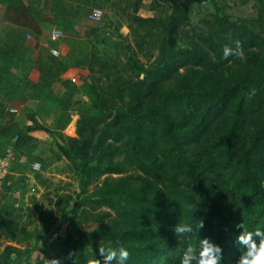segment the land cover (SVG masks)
I'll use <instances>...</instances> for the list:
<instances>
[{
  "label": "trees",
  "instance_id": "obj_1",
  "mask_svg": "<svg viewBox=\"0 0 264 264\" xmlns=\"http://www.w3.org/2000/svg\"><path fill=\"white\" fill-rule=\"evenodd\" d=\"M257 2L254 25L217 15L209 29L186 32V47H171L155 69L116 79L111 98L119 106L92 147L96 164L80 177L87 186L121 176L83 197L88 223H72L52 247L63 264H88L96 253L102 260L98 246L109 241L129 248L127 264H180L184 248H198L203 237L222 245L224 264H235L244 248L237 225L264 228V0ZM134 22L157 28L163 21ZM81 80L98 99L95 85ZM177 224L194 232L177 234ZM16 251L7 246L0 264H14Z\"/></svg>",
  "mask_w": 264,
  "mask_h": 264
},
{
  "label": "rangeland",
  "instance_id": "obj_2",
  "mask_svg": "<svg viewBox=\"0 0 264 264\" xmlns=\"http://www.w3.org/2000/svg\"><path fill=\"white\" fill-rule=\"evenodd\" d=\"M0 2L7 8L0 21V108L9 119L6 125L0 124V151L17 136L16 161L9 165L6 195L0 205V253L12 246L17 250L14 264H63L52 247L68 236L72 223H88L85 218L91 206L82 204L83 197L92 195L104 180L114 182L121 176L105 174L87 186L80 177L96 164L91 160L92 147L119 106L111 98L116 79L155 69L171 47H186V32L209 29L217 15L254 25L259 3ZM135 3L139 4L136 10ZM94 11L101 12L99 20L92 17ZM135 16L163 22L151 28L135 23ZM53 30L62 33L57 42L50 38ZM83 77L95 85L98 99L84 85ZM11 108L18 112L11 114ZM98 113L101 118L89 127L88 120ZM34 162L40 163V170L31 168Z\"/></svg>",
  "mask_w": 264,
  "mask_h": 264
},
{
  "label": "clouds",
  "instance_id": "obj_3",
  "mask_svg": "<svg viewBox=\"0 0 264 264\" xmlns=\"http://www.w3.org/2000/svg\"><path fill=\"white\" fill-rule=\"evenodd\" d=\"M231 51L230 48L225 47V56ZM203 227L204 222L202 221L200 229ZM237 227L242 230L235 240L237 245H243L244 248L239 247V256L235 264H264V228L257 227L254 230H247L242 223ZM174 231L177 234L193 233L194 227L191 224H177ZM98 254L102 260L96 253V258H90L88 264H109L111 261H115V264H127L130 251L119 241H109L105 246H98ZM194 259L197 264H224V249L219 243L214 244L208 237H203L200 238L198 248H193L191 245L184 248L180 256V264H192Z\"/></svg>",
  "mask_w": 264,
  "mask_h": 264
},
{
  "label": "built area",
  "instance_id": "obj_4",
  "mask_svg": "<svg viewBox=\"0 0 264 264\" xmlns=\"http://www.w3.org/2000/svg\"><path fill=\"white\" fill-rule=\"evenodd\" d=\"M92 17L95 20H99L101 17V12L94 11V13L92 14ZM61 36H62V33L60 31L53 30L50 38L53 42H57L58 40H60ZM9 112L11 114H16L18 111L15 108H11L9 109ZM16 141H17V136H15L12 139L11 144H9L2 151H0V205L2 204L3 198L6 195V176L8 174L9 165L12 162L16 161V158H15ZM22 161L23 160H19V162H22ZM31 168L35 171H38L40 170L41 165L39 162H34L31 164Z\"/></svg>",
  "mask_w": 264,
  "mask_h": 264
},
{
  "label": "crops",
  "instance_id": "obj_5",
  "mask_svg": "<svg viewBox=\"0 0 264 264\" xmlns=\"http://www.w3.org/2000/svg\"><path fill=\"white\" fill-rule=\"evenodd\" d=\"M6 12H7L6 6L0 2V21L4 19ZM0 37H2V35ZM7 117L8 116L5 113H3L2 108H0V124L3 123L4 125H6V122L9 120Z\"/></svg>",
  "mask_w": 264,
  "mask_h": 264
}]
</instances>
